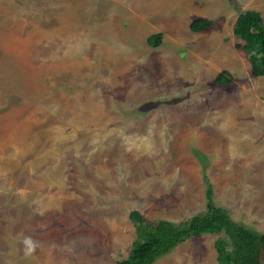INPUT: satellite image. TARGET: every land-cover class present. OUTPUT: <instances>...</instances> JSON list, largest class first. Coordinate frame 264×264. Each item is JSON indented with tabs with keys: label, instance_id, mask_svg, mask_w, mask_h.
I'll return each mask as SVG.
<instances>
[{
	"label": "rangeland",
	"instance_id": "1",
	"mask_svg": "<svg viewBox=\"0 0 264 264\" xmlns=\"http://www.w3.org/2000/svg\"><path fill=\"white\" fill-rule=\"evenodd\" d=\"M243 9L264 22V0H0V264H116L131 209L184 220L207 180L264 234V74L233 32ZM225 236L151 264H218Z\"/></svg>",
	"mask_w": 264,
	"mask_h": 264
},
{
	"label": "trees",
	"instance_id": "2",
	"mask_svg": "<svg viewBox=\"0 0 264 264\" xmlns=\"http://www.w3.org/2000/svg\"><path fill=\"white\" fill-rule=\"evenodd\" d=\"M209 23V19L199 17L191 21L190 27L199 31ZM233 32L244 41L242 47L248 52L251 74H264V22L260 12L255 9L239 11ZM160 36V33H155L148 39L157 44ZM231 80L232 75L228 70L219 71L215 76L218 83ZM205 194V209L178 222L165 218L149 219L138 209H131L128 215L136 223L137 235L128 255L119 259L116 264H151L188 236L220 230L226 236L214 241L218 264H264V234L250 225L234 220L225 207L216 204L209 180L206 181Z\"/></svg>",
	"mask_w": 264,
	"mask_h": 264
},
{
	"label": "crops",
	"instance_id": "3",
	"mask_svg": "<svg viewBox=\"0 0 264 264\" xmlns=\"http://www.w3.org/2000/svg\"><path fill=\"white\" fill-rule=\"evenodd\" d=\"M218 103V102H217ZM174 106H176V107H180V105H178V103H176V104H174ZM173 106V107H174ZM176 112H177V110H176ZM175 114V113H174Z\"/></svg>",
	"mask_w": 264,
	"mask_h": 264
}]
</instances>
